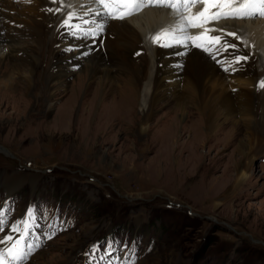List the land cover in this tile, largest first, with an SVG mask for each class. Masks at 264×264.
I'll return each instance as SVG.
<instances>
[{
    "label": "rangeland",
    "instance_id": "374dc122",
    "mask_svg": "<svg viewBox=\"0 0 264 264\" xmlns=\"http://www.w3.org/2000/svg\"><path fill=\"white\" fill-rule=\"evenodd\" d=\"M32 6L23 13L30 15ZM91 22L99 26L96 18ZM16 28L15 41L31 46ZM22 45L2 56L0 71L9 73L11 63L25 56ZM48 51H41L32 71L34 89L24 90V77L13 73L12 90L0 89V202L12 191L0 215L25 219L22 212L29 217L31 210L20 264H264V148L257 150L250 177L233 189L239 156L229 118L216 128L221 134L194 141L193 149L192 121L205 126L204 118L194 108L192 116L180 117L169 95L171 101L159 100L148 121L155 126L141 133L137 109L133 118L106 116L116 102L102 98L105 89L89 86L98 74L90 78L79 70L55 79L53 95L43 90ZM258 98L249 120L232 117L251 131L258 123L264 127V92ZM215 117L216 124L224 121ZM15 174L24 176L13 184ZM7 236L13 238L10 248L19 233Z\"/></svg>",
    "mask_w": 264,
    "mask_h": 264
},
{
    "label": "bare ground",
    "instance_id": "6f19581e",
    "mask_svg": "<svg viewBox=\"0 0 264 264\" xmlns=\"http://www.w3.org/2000/svg\"><path fill=\"white\" fill-rule=\"evenodd\" d=\"M67 1L70 2L67 3ZM79 2L82 3V8L79 10L81 12L89 10L86 7L87 3L95 6V3L92 4L93 0H33L31 4H34V10L30 15H27L23 11L33 7L32 5L22 7L25 5L24 2L14 3L12 0H0V44L7 46L6 51L0 50V63L3 59L2 56L7 51H15L22 45H20L21 39L15 41L14 28L16 27L14 24L23 26V28L20 27L22 29L16 28L17 34L30 37L32 41L31 46L24 47L22 45L25 56L21 60L16 58L15 64L11 63L9 73L5 70L0 71V89L12 90L16 84L12 80V73L24 77V90L34 89L35 81L32 71L38 66L39 54L44 51V48H47L51 61L47 62L49 73L43 72L44 78L40 80L43 90H47L49 95H53L52 90L57 84L55 79L77 74L79 70V74L85 72L90 78L92 75L98 74L96 81H93V84L90 83L89 86L92 85V88L95 89L99 87L105 89L106 91L102 92V98L110 96L111 99H114V103L116 102L108 106L106 116L117 114L124 118H131L137 109L138 115H135V119L141 133H145L155 126L154 123L150 125L148 121L159 106L158 101L165 100L169 95H172L176 110L181 111L180 117L185 112L192 116L194 112L190 110L194 108L196 113L204 118L205 126L194 122L195 120L192 121L190 130L192 132L188 139L193 137L191 145L193 149L197 146L194 141L200 142L203 138L208 140L221 134L222 130L219 131L216 128H222L226 119L229 118L230 137L233 138V141L236 140L233 151L239 156L234 164V173L231 178L232 188L239 189L250 177V169L252 170L257 152L260 148H264L262 123H258V131L252 130V132V128L248 127L249 124L232 118L236 113L247 120L252 115L254 106L258 104L261 92L256 91L258 87L255 78L258 77V73L253 64L254 56L251 57L252 59L245 69L229 60V63L232 64L225 71L227 64L222 55H228V51H225L226 47L216 40L210 44L209 47L212 48L208 52L200 51L192 46L188 47L186 44L182 45L186 51H183L181 47L161 45L150 47V32L157 27L162 28V23L167 20L175 22V15L164 7L144 6L124 19L110 21L106 28L104 27L105 32L100 33L96 31L97 27L92 26L94 24H92V20L89 28L86 26L87 22L83 24L81 19H73L74 15L67 13L63 21L64 25L53 32L51 30L52 23L57 15L62 14V7L67 3V6L77 11ZM146 2L148 0H144V3ZM8 10H12L13 13L9 14ZM19 13H21L20 16ZM236 20L226 19L222 21V24L231 30L238 31L237 35L242 36L241 33H244L254 40L258 47L255 53L256 62L264 67V20L239 19L242 23H236L239 22ZM11 21L13 25L9 24ZM106 21L104 19V22ZM90 22L88 23L90 24ZM144 45L149 53L145 52L134 57L140 49H144ZM84 64L85 66L81 68ZM113 72L116 73L113 74ZM54 73H56L54 76L51 75ZM106 92H110V95ZM169 100L170 97L165 102L167 103ZM52 105H54L53 100L47 109L49 110ZM70 107L71 104L66 109H70ZM66 109L62 114L65 117L68 116ZM215 114L224 118V121L216 124ZM261 116L264 119V108ZM239 125L243 126L241 132L237 130ZM184 134L181 131V135L184 136ZM22 176L15 174L10 182L13 181L14 184L20 177L22 179ZM221 203L222 200H218L215 205Z\"/></svg>",
    "mask_w": 264,
    "mask_h": 264
},
{
    "label": "snow or ice",
    "instance_id": "6c2138e0",
    "mask_svg": "<svg viewBox=\"0 0 264 264\" xmlns=\"http://www.w3.org/2000/svg\"><path fill=\"white\" fill-rule=\"evenodd\" d=\"M97 2L102 5L103 9L106 11V15L114 19H124L126 16H130L139 11L142 7L146 6L144 4V0H97ZM200 2H202V0H149V6L154 5L170 8L173 14L178 16L179 21L176 25L162 29L156 35L150 37L152 42L167 47L173 43L187 44L188 40L199 39V37H188L186 35L188 27H199L200 25L199 23L193 22L191 17H186L183 13L184 10ZM227 6L229 7V11L218 13L212 16L211 19H245L257 16L264 17V0H243L238 7L234 6L231 0H229ZM206 10L207 5L205 6V11ZM198 15L202 16L203 12ZM178 34L184 35V39L178 40L176 38ZM215 39L217 41L219 40V38ZM196 46L201 47L200 45ZM204 50L210 51L209 48H205ZM217 51H219V49H217ZM259 87L264 88V81L259 83ZM30 219L31 210H29V220ZM4 224L5 221L0 219V231L4 230ZM22 225L25 226L26 232V221H20L17 224H13L11 231L20 232ZM12 240L13 238L11 236H7L4 240H0V244H4L6 246L3 250H0V264H20V262L25 259L27 253H25L23 247L21 246L23 235L15 241L12 247H7L8 243ZM29 250H31L30 246Z\"/></svg>",
    "mask_w": 264,
    "mask_h": 264
}]
</instances>
